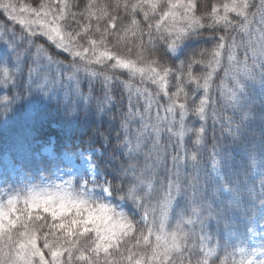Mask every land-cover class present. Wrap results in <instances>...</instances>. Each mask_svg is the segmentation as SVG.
<instances>
[{
	"label": "snow or ice",
	"instance_id": "6c2138e0",
	"mask_svg": "<svg viewBox=\"0 0 264 264\" xmlns=\"http://www.w3.org/2000/svg\"><path fill=\"white\" fill-rule=\"evenodd\" d=\"M0 16L28 33L17 43L4 31L14 63L0 64V121L32 95L54 101L64 127L102 121L115 92L128 93L119 126L109 121L114 137L90 132L87 145L62 151L46 144L0 174V264H264V0H0ZM194 39L207 47L187 48ZM47 44L71 60L47 55ZM217 90L231 115L217 113ZM189 100L199 127L186 121ZM210 106L226 143L202 161ZM257 231L260 243L248 244Z\"/></svg>",
	"mask_w": 264,
	"mask_h": 264
},
{
	"label": "trees",
	"instance_id": "16d2710c",
	"mask_svg": "<svg viewBox=\"0 0 264 264\" xmlns=\"http://www.w3.org/2000/svg\"><path fill=\"white\" fill-rule=\"evenodd\" d=\"M14 3L20 4H30L32 6H36L40 3V0H13ZM73 4L80 3V0H71ZM98 3H105L107 0H97ZM203 3H207L211 5L212 3L223 2V0H202ZM14 29L17 34V43H20V35L22 31L24 35H28L26 30H23L20 26L15 25L11 22H8L5 16H0V64L3 66H11L14 61H12L10 56V49L4 44V41L7 40L8 36L4 35L5 29ZM38 31V28H37ZM11 35V32L8 33ZM207 35V33H206ZM239 39V37H238ZM40 44H45L46 41L43 39L38 41ZM82 44H85L86 41H81ZM27 47L28 45L25 43L23 45ZM131 46V44H129ZM187 48H199V47H207V45L203 44V41H189L186 45ZM36 49L33 47V52ZM47 55L52 56L55 60H59L62 64H67L71 57L65 59L67 54L63 53L61 50L56 49L53 45L47 44ZM121 51L127 54V48L123 45L121 46ZM184 50L182 49L180 52L181 59H183ZM240 58H243V53L240 52ZM179 63V61H177ZM21 67L23 68V78L27 80L28 78V68L33 67V65L28 63H22ZM44 72L49 75H57L60 71L58 66L53 63L50 67L47 66L45 62ZM99 67V66H97ZM194 74L199 72V66H193ZM41 73V75L44 74ZM186 73V69H185ZM224 76V73L220 72V78ZM126 77H121V79H125ZM202 83V81H201ZM216 83H219V78H216ZM136 84L141 87H147L153 95L156 94L157 88L156 86L149 84L141 85L139 82V78L136 80ZM175 84L174 77L169 78V90L175 91L173 85ZM192 88H195V85H192ZM85 89L87 90V85L85 83ZM185 91H189L191 97H193L196 102L199 101V96L196 95L195 92H190V90L185 87ZM202 95V89H197ZM7 88L3 85H0V96L7 95ZM97 95H102L100 92V84L97 85ZM127 90H117L115 92V96L113 100L116 102L115 108L110 112L107 116L103 118L101 121L97 114V118L94 115H88L79 123L73 122L70 127H64L62 123L59 122L58 110L55 107L54 101L49 98H45L40 95H32L27 100L20 103L15 111L9 114L6 120L0 121V174H4L5 172L12 171V162L14 160H22L24 158L34 156L37 151L43 145H51L52 147L62 151L66 146H79L82 141H85V145H87L88 134L92 132L94 135L96 133H105L111 136H115L114 128L109 126V121L115 117L116 125L119 126L121 120L120 118L123 116L124 111L127 109ZM162 93L160 96L162 97ZM159 99V103L166 104V99ZM213 99H215L216 104L215 108L217 113L221 118L231 115L230 110H225L223 99L220 96L219 91H215L213 93ZM185 102L183 100V94H181V99L178 100V103ZM189 111L186 116V121L189 126L199 127L200 124L205 123V121H200L197 116H195L193 112L194 105L191 103V100L187 101ZM145 104V100L142 98L139 102V106L141 111H143V107ZM123 107H122V106ZM107 106V105H106ZM157 109L153 106L151 110V115L154 117L156 115ZM212 108L211 106L207 109L208 119L206 121V134L204 136V147L201 152L202 161L207 160L212 151V144L214 142L219 141L222 145L226 142L222 140V132L220 124H213V120L211 118ZM161 116H165L166 113L163 109L160 110L159 113ZM177 118H178V109H177ZM139 124L137 120L136 124L132 125V128L135 129ZM97 141H100L102 138L99 135H95ZM167 138L165 137V140ZM186 143V147L188 149L193 148L192 141L195 139V136L192 134H186L184 137ZM97 147L99 144L96 145ZM200 147V146H196ZM109 151L111 148L109 147ZM257 171V169H253V172ZM46 175V174H45ZM259 178L257 177V180ZM23 187V185H21ZM258 189V186H257ZM4 187H0V192L5 191ZM115 206V205H114ZM121 210L120 208L117 209ZM126 211H131V208H125ZM260 233L257 231L253 234L249 240L248 244L258 245L260 243ZM236 259H240L239 255L236 256Z\"/></svg>",
	"mask_w": 264,
	"mask_h": 264
},
{
	"label": "rangeland",
	"instance_id": "374dc122",
	"mask_svg": "<svg viewBox=\"0 0 264 264\" xmlns=\"http://www.w3.org/2000/svg\"><path fill=\"white\" fill-rule=\"evenodd\" d=\"M83 164H84V162H83V161H81V165H83ZM81 165H76V166L78 167V166H81ZM57 175H59V174H57Z\"/></svg>",
	"mask_w": 264,
	"mask_h": 264
}]
</instances>
